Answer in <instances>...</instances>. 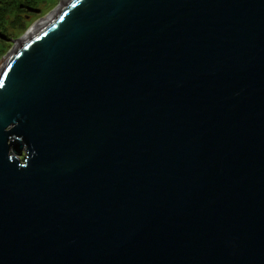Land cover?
Instances as JSON below:
<instances>
[{"label":"water","instance_id":"water-1","mask_svg":"<svg viewBox=\"0 0 264 264\" xmlns=\"http://www.w3.org/2000/svg\"><path fill=\"white\" fill-rule=\"evenodd\" d=\"M27 32L0 264H264V0H63Z\"/></svg>","mask_w":264,"mask_h":264},{"label":"trees","instance_id":"trees-1","mask_svg":"<svg viewBox=\"0 0 264 264\" xmlns=\"http://www.w3.org/2000/svg\"><path fill=\"white\" fill-rule=\"evenodd\" d=\"M54 0H0V56L7 49V36L25 26L22 13L31 15L39 11L42 5H49ZM13 26V30H12Z\"/></svg>","mask_w":264,"mask_h":264},{"label":"rangeland","instance_id":"rangeland-1","mask_svg":"<svg viewBox=\"0 0 264 264\" xmlns=\"http://www.w3.org/2000/svg\"><path fill=\"white\" fill-rule=\"evenodd\" d=\"M61 1L63 0H54L49 5H42L39 11L33 15L27 12L22 13V16L25 20V26L13 31V34L6 37L7 41L5 42V44L7 46L6 47L7 49L0 56V61L7 54V52H9L12 49V47L15 46L16 41L19 38H22L26 34V32L30 31V29H32L38 22L48 17L52 12H54L56 8H58L61 5ZM12 30H13V26H12Z\"/></svg>","mask_w":264,"mask_h":264},{"label":"bare ground","instance_id":"bare-ground-1","mask_svg":"<svg viewBox=\"0 0 264 264\" xmlns=\"http://www.w3.org/2000/svg\"><path fill=\"white\" fill-rule=\"evenodd\" d=\"M55 12V11H54ZM54 12H52L48 17L44 18L40 22H38L30 31H28V34L33 33L44 21H46Z\"/></svg>","mask_w":264,"mask_h":264}]
</instances>
